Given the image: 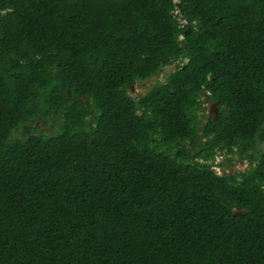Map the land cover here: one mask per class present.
<instances>
[{
    "label": "trees",
    "instance_id": "1",
    "mask_svg": "<svg viewBox=\"0 0 264 264\" xmlns=\"http://www.w3.org/2000/svg\"><path fill=\"white\" fill-rule=\"evenodd\" d=\"M0 264H264V0H0Z\"/></svg>",
    "mask_w": 264,
    "mask_h": 264
},
{
    "label": "rangeland",
    "instance_id": "2",
    "mask_svg": "<svg viewBox=\"0 0 264 264\" xmlns=\"http://www.w3.org/2000/svg\"><path fill=\"white\" fill-rule=\"evenodd\" d=\"M174 68V64H170L165 66L157 75L141 82H135L130 89L127 90L128 95L132 99H137L139 95L144 94L149 90V88L157 83V82H163L165 80L166 75L172 71ZM204 109L201 112V120L204 121L208 115H212L215 111V104L213 102H210L208 100H205ZM39 128L44 130H50L49 125H40ZM228 155L225 152H218L215 156L214 163H223L224 165H227V167L224 168V171L228 172L229 170H235V171H242L247 167L246 160L241 161L236 154L231 155L232 162L227 160ZM215 171L218 173L223 172V167H213Z\"/></svg>",
    "mask_w": 264,
    "mask_h": 264
}]
</instances>
